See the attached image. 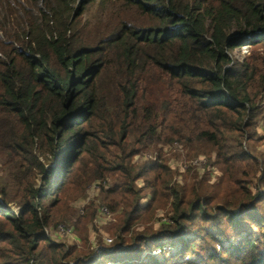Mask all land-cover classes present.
I'll return each mask as SVG.
<instances>
[{"label":"trees","instance_id":"trees-1","mask_svg":"<svg viewBox=\"0 0 264 264\" xmlns=\"http://www.w3.org/2000/svg\"><path fill=\"white\" fill-rule=\"evenodd\" d=\"M90 5L102 12L86 23ZM261 103L264 0H0V154L12 182L0 186V264H92L84 227L102 207L114 215L103 252L123 256L105 264H166L140 257L162 238L188 254L195 219L240 239L227 248L217 238L220 254L186 264H264V192H253L264 187V153L242 145L264 141ZM172 143L188 160L215 155L221 175L210 182L191 167L173 182L163 158L134 162ZM107 181L100 204L72 222L80 248L53 243L45 229L71 221L69 203ZM157 210L158 230L133 233Z\"/></svg>","mask_w":264,"mask_h":264},{"label":"rangeland","instance_id":"rangeland-1","mask_svg":"<svg viewBox=\"0 0 264 264\" xmlns=\"http://www.w3.org/2000/svg\"><path fill=\"white\" fill-rule=\"evenodd\" d=\"M93 5H90L86 8L85 13L83 15V20L86 23H91L92 20L100 16V12H102V8L100 7V10L98 8L93 7ZM249 52V48L247 45L242 46L240 49H235L231 56L233 60H237L238 62H241L242 58L247 55ZM264 103H261L263 105ZM256 127L254 128L258 136H264V119H257L255 123ZM252 130V129H249ZM243 148L246 152L250 151L253 156L264 153V141L262 140L259 144L249 142L247 143L244 141ZM254 145V147H252ZM186 151L184 148H182L181 145H178L177 143H172L170 145H157L156 148H150V151H144L141 152L138 157L134 158V162L137 164L148 162L151 160H157L159 161L160 158H163L165 160V163L167 167H169L172 172H174L173 182L178 181L180 182L182 177L181 175L184 174L189 168L195 167L198 171V176H207L210 182H214L221 174L219 172V167L217 165H214L215 163V155L211 154L210 157L206 156H199L198 158L188 160L185 158ZM6 168L4 166V161L0 154V186H10L12 182L10 181V178L5 172ZM209 174V175H207ZM258 177V178H257ZM260 177L259 175H256V178H254V184L251 186H255L256 183H258V179ZM37 185H39L38 181L36 182ZM138 187L143 188L144 184L141 181H138L136 183ZM105 186L110 188L112 186L111 181H107ZM248 186V185H247ZM89 187V186H88ZM250 187V186H249ZM256 188V190H255ZM88 189V188H87ZM86 189V191L83 193L81 197L76 199L73 202L69 203V207L75 211V216L71 219V221H67L68 223H65L64 225L70 227L72 229V233L74 236H60L57 234V229H46L47 234L52 238L51 240L57 243H63L69 244L72 246L73 244L77 245L80 248V243H78V238L73 230V224L74 220L77 218L78 215V207L77 204L81 203L85 200H88V205L92 202L95 203V206L100 204L99 202V194L98 192L95 193L96 189L92 188L89 191ZM88 191V192H87ZM254 194L260 195L264 192V187H254ZM264 197V193H263ZM1 201V200H0ZM148 198L143 199L140 203L141 205H144L147 203ZM2 202V201H1ZM14 201H10L9 205H7V208L13 213L17 214L18 208L15 205V203H12ZM87 204L85 206H87ZM261 205V213L262 216H264V201H262ZM238 211H236L237 214ZM166 214L165 211L157 210L156 215L153 217L152 221L149 224H139L134 228L133 233H139L142 232L144 228L146 227H152V230H158L161 220L164 219L163 214ZM167 216V215H165ZM196 221L193 222V224L189 227V231L184 233L183 235L185 238H189L194 240V245H192L189 249V253L185 254L181 251V245L179 242H176V240H170L169 238H162L159 239V241H155V243L144 246V250L141 252V258L148 259H157L160 261L166 262V264H186V260L188 258L193 260L197 259V255L208 254V253H215L220 254L221 250L219 248L213 249L214 242L213 240H217V238H222L221 242L224 243L225 247H229L231 245H237L239 242V237H237L236 233L237 231H233L232 229H229L228 226L223 223L220 225H217V228H213L211 230V224L207 223L204 224V221L201 219H195ZM73 227V228H72ZM107 224L105 225H98L94 226L92 224L86 225L84 228L86 230L85 235L89 236V244L87 247H89V251L92 252V264H105L106 262L110 261H120L123 256L115 257L111 254H107L106 252H102V250H110L112 246H114V242L111 244L104 243V238H109V235L106 233ZM200 228H203L202 230H199ZM252 232L254 233V237L257 239H260L262 235H260V231L256 227H251ZM212 234V237H208V233ZM225 233V236L223 235ZM247 230L245 232L242 231L240 236L247 235ZM216 238V239H215ZM263 240V239H262ZM176 242V243H175ZM178 243V244H177ZM67 248V247H66ZM81 250V249H79ZM196 250V251H195ZM194 253V254H192ZM192 254V255H191ZM84 256V255H82ZM81 256V257H82ZM75 262V261H74ZM74 262H71L70 264H73ZM163 262V263H164ZM111 264V263H108Z\"/></svg>","mask_w":264,"mask_h":264},{"label":"built area","instance_id":"built-area-1","mask_svg":"<svg viewBox=\"0 0 264 264\" xmlns=\"http://www.w3.org/2000/svg\"><path fill=\"white\" fill-rule=\"evenodd\" d=\"M104 187V188H106V186H105V183H101V182H95V183H93L89 188H88V191L90 190V189H92V188H95L96 189V191H95V193H97L98 192V194H99V190H100V188L101 187ZM87 191V192H88ZM88 203V200H85V201H83V202H81V203H78L77 204V207H78V214L79 215H84V211H85V205ZM88 205V204H87ZM113 220H114V215L107 209V208H100L99 210H98V212H97V215H96V217H95V219H94V225H96V226H98V225H105V224H107V226L111 223V222H113ZM45 235L46 236H49L48 234H47V232H46V229H45ZM57 234H59L60 236H74V234L72 233V229L70 228V227H68V226H66V225H64V224H60V225H58V227H57ZM50 237V236H49ZM50 239H52L51 237H50ZM103 241H104V243H106V244H111L112 243V239L111 238H104L103 239ZM78 242V241H77ZM53 243H56V242H54L53 241ZM74 245V244H73ZM65 246L66 247H69L70 245L69 244H65ZM126 248H128L129 249V247H126ZM216 248H219L220 250H221V246H216ZM103 251H111V250H102V252ZM92 256H93V254L91 255V260H92ZM94 257V256H93Z\"/></svg>","mask_w":264,"mask_h":264}]
</instances>
